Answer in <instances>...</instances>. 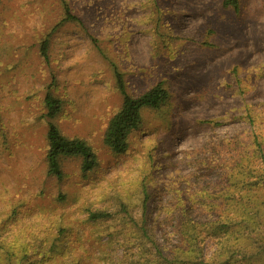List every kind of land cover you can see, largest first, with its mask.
<instances>
[{
	"label": "rangeland",
	"instance_id": "374dc122",
	"mask_svg": "<svg viewBox=\"0 0 264 264\" xmlns=\"http://www.w3.org/2000/svg\"><path fill=\"white\" fill-rule=\"evenodd\" d=\"M120 76L129 95L162 82L169 99L143 109L129 149L116 153L105 134L123 104ZM48 93L61 101L53 119ZM0 114V264H12L6 251L16 264L121 256L105 230L124 211L142 218L145 204L158 238L174 240L177 205L212 218L223 166L255 129L264 142V0L239 10L224 0H0ZM49 123L88 141L97 166L84 172L81 157H64L63 176L50 175Z\"/></svg>",
	"mask_w": 264,
	"mask_h": 264
},
{
	"label": "trees",
	"instance_id": "16d2710c",
	"mask_svg": "<svg viewBox=\"0 0 264 264\" xmlns=\"http://www.w3.org/2000/svg\"><path fill=\"white\" fill-rule=\"evenodd\" d=\"M224 5L239 10L240 0H224ZM67 13L78 20L71 15L70 9ZM48 41L41 48L44 54L48 52ZM119 79L124 100L108 125L105 142L114 152L123 153L129 149L130 135L142 123L143 109L161 108L169 99V91L160 82L148 92L134 97L125 92L123 79L121 76ZM45 106L49 119L55 118L62 108L60 99L50 93L45 98ZM248 120L254 124L252 116ZM49 125L47 163L50 175L58 178L63 176L64 157H81L84 172L97 166V154L88 141L69 138L54 123ZM252 134L248 142L242 143L240 149H235L237 154L232 156L231 161L223 166L227 173L225 185L216 191L223 197L224 204L216 205L209 200L206 211L213 214L212 218L200 220L194 216L193 207L180 203L171 224L175 239L163 242L155 233L156 224H152L148 218L146 204L140 219L124 211L117 224H110L105 230L109 233V247L115 251V255L116 251L122 250V255L114 256L113 253L102 251V257L99 258L101 264H264V199L254 195L264 190V142L256 129ZM210 196L213 200L215 197L220 198L214 194ZM89 219L103 222L116 218L107 212H91ZM209 240L215 247L212 254L207 252ZM55 242L52 245L54 252ZM83 247L84 244L80 251ZM6 253L7 259L16 264L17 256ZM64 253V250L58 252L62 257ZM83 255L85 252L81 251L79 257ZM114 257L120 258L115 260ZM87 259L82 258L79 262L75 256L74 261L77 262L66 260L61 264H84ZM3 261V256H0V262Z\"/></svg>",
	"mask_w": 264,
	"mask_h": 264
}]
</instances>
